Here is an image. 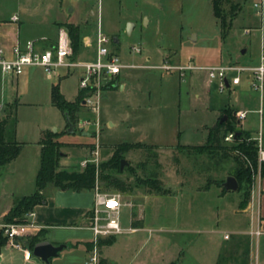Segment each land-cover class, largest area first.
Instances as JSON below:
<instances>
[{
  "label": "rangeland",
  "instance_id": "1",
  "mask_svg": "<svg viewBox=\"0 0 264 264\" xmlns=\"http://www.w3.org/2000/svg\"><path fill=\"white\" fill-rule=\"evenodd\" d=\"M65 1L74 7L85 6L95 13L89 21L90 31L97 32L100 23L101 33L110 42L118 38L121 63L132 66V69L121 73L124 90L116 88L109 91L100 100L98 112L94 113L88 106L84 107V111L91 113L80 115L79 122L97 121L98 135L96 126L82 128L79 127L80 123L77 124L74 133L77 137L71 140L83 143L92 138L89 140L91 143L78 145L81 148L79 150L83 151H77L74 145L63 148L62 153L69 154L64 164L69 170L81 171L84 169L82 163L85 161L94 164L97 159L96 166L106 162L115 145L137 142L149 145V147L130 149L122 159L126 165L120 170L122 174L119 178L128 184L129 188L126 192L105 191L104 183L100 178L97 181L100 192L119 195L121 203L126 205V208L121 209L122 227L128 224L129 209H131L143 218L139 227L146 221L152 229L156 230L153 232L154 235L164 237V245H168L170 251L168 255L161 256L162 260L158 264H215L216 260L218 264H242L243 262L250 264V235H244V237L242 234L229 232L243 230L251 212L245 214L241 212L243 209L239 205L243 199L242 194L223 193L222 188L216 184L222 180L225 182L228 171L233 166L231 160H220L206 151L179 149L177 146H151L161 142L169 146L177 145L178 142L196 145L202 139L197 125L202 115L200 110L204 105L203 102L194 97L191 107L189 106L192 110L189 111L185 99L181 97L180 113H178L175 96L177 74L165 75L161 72L159 67L162 65V60L159 57L150 55L152 57L150 61H146L145 58L148 55L147 51L149 53L159 51L160 54L168 48L178 47L179 49L177 31L181 28L184 36L189 31L195 30L200 37L191 47L186 45L180 47L181 54L184 56L183 60L189 53H195L204 61L212 59L220 42L215 38V19L209 7V0H184L182 13L178 11L176 0H162V4L161 0H149L148 4L143 0H101L99 4L96 3L97 0ZM260 1L230 0L229 3H222L221 9L226 20L235 12V5L240 3L239 14L232 22L233 33L230 34L225 46L229 51L236 49L243 42L249 49L248 57L259 54L260 33H255L250 38L242 37V40L238 35H242L241 27L250 25L249 23L253 27L264 30V0H262L261 17L255 16L256 8H253V5ZM23 2L24 0H0V29L2 21L16 13L17 6ZM156 5L159 10L156 9ZM143 10L149 18H152L148 26L144 25V19L141 22L139 18V12ZM38 19V17H31L28 22L35 26ZM133 22L136 23L135 29L127 33V25ZM13 29L15 31V28ZM9 36L14 38V33L9 32ZM142 44L146 47L141 49L140 54L135 53L134 47ZM2 49L5 50L7 47ZM78 72L74 71L72 75L64 78L61 84V89L70 101L75 100L78 90ZM125 74L127 76L124 77ZM58 80L55 76L46 75L41 68L37 67L31 74L26 72L18 78L7 79L4 82L5 100L16 101L19 140L35 141L41 130L61 134L64 121L49 101L50 87ZM217 86L215 81L210 85L211 106H215L217 100L227 97V91L220 92ZM3 117L4 114H1L0 120ZM109 123L113 126L110 127ZM257 124L255 122L256 126ZM81 128L83 132H90L88 134L91 138L81 136ZM178 130L181 132L180 140L177 138ZM5 167H0L2 193L13 188V181L8 176L10 172H6ZM16 173L27 175L29 172ZM29 177L25 176L23 187L18 184L21 187L17 189L28 187ZM148 180L151 184L146 183ZM6 197L8 196L0 197V214L13 201L12 198ZM185 206L188 210H184ZM4 216L0 217V228L7 225L3 224ZM181 221H187V224L182 225ZM222 230L228 232L229 239L223 241L224 245L220 248L218 259L217 246L221 241L220 231ZM147 233L150 232L147 231ZM147 233H144L145 237ZM186 233L190 236L196 235V238L188 241ZM124 238L127 239L129 236L122 235L118 240ZM99 241L111 243L112 240ZM99 241L96 243L98 259L101 249ZM136 245L134 242L128 251L121 254L117 246L104 249L102 257L113 264H123L133 254L139 255L142 252L143 247ZM99 264L102 262L100 261ZM251 264H264V236L257 241L254 239Z\"/></svg>",
  "mask_w": 264,
  "mask_h": 264
},
{
  "label": "crops",
  "instance_id": "2",
  "mask_svg": "<svg viewBox=\"0 0 264 264\" xmlns=\"http://www.w3.org/2000/svg\"><path fill=\"white\" fill-rule=\"evenodd\" d=\"M76 1L87 2L88 0H76ZM100 1L101 0H97L96 3L99 4ZM143 1L147 4L150 3L149 0H143ZM176 2L177 3L175 4L179 9L178 10L179 13H182L184 0H176ZM161 4H162V0H161ZM235 6H236L235 8L236 13L233 20L239 14L240 3L238 2ZM155 7L157 10H159L157 5ZM209 7L211 8L212 15L215 19V23H214L216 27L215 38L218 39L220 42L219 48L213 54L212 59L204 61L203 59L198 57L195 53H189L186 59L183 60L184 56L183 54H181L180 47L182 45L191 47L192 44L198 42L200 37L199 34L195 32V30L189 31L184 36L183 30L179 28L177 31L179 45H180L179 49L178 47L168 48L165 49L164 53H160V54L159 51L153 53L152 52L149 53L147 51L148 55L146 56L145 60L150 61L152 57H159V59L162 60V65L166 64L168 66H173V67L218 66V65H226V64L248 65V66L256 65L259 61V56L261 52L262 51L264 52V30L253 27V25L249 23L250 25H245L241 27L242 35L241 34L238 35L239 38L241 39L242 37L250 38L255 33L257 34L260 33L259 34L260 51L258 55H254V56L250 55L248 57L247 54L249 49H247V47L243 44V42L241 45L237 46L236 49L229 51L227 47L225 48V46L228 38L230 37V34L233 33L232 24L226 36L222 37L220 22L214 16V12L212 8V0H209ZM16 9H17L16 13L11 15L8 19L2 21L1 24L2 28L0 29V48L7 47V49H5L6 52H8L15 44L24 46L28 41H38V40H41L40 41L41 49L49 48L53 46L54 43L56 42L59 29L66 28L65 27L66 24H72L74 26H77L80 31L79 51L76 57L73 59L79 62H90L95 60L97 53L96 35L98 31L101 32V30L99 23L97 32L94 33L90 31L89 21L91 16L95 15V13L91 9H88L85 6H76V7L71 6L65 0H24V2L22 4H19ZM146 14L147 13L145 10L140 11L139 18L141 22L144 19L145 21L144 25L148 26L152 22V18H149V16ZM255 16L261 17L258 16L257 13H255ZM31 17L39 18L35 26H33L30 22H28V20ZM13 18H16V20H14ZM127 26H128L127 33H131L135 29L136 23L134 22L132 24L129 23ZM13 28H15V31ZM9 32L14 33V38L9 36ZM256 37H258V35ZM119 46H120V41L118 38H114L109 44V48L111 52L120 58L121 51ZM141 46H138L140 48V52L137 54H140L141 49L146 47L145 44H142ZM183 61L185 63H182ZM36 68L37 67L25 68L23 74L26 72L27 74H31V72L34 71ZM129 69L132 68L129 67L125 68L121 71V73ZM159 69L161 70V72H164L165 75L166 74L172 75L176 73L178 76L177 87L175 92L176 102H177L176 106L178 109V113H180L179 107L181 103V97L185 99V104L187 105L189 111L192 110L191 108H189V106L191 107L194 97H197L200 101L203 102L204 105L200 110V112H202L201 115L202 117L200 116V122L197 125L198 131L201 133L202 139L196 145H190L188 143L181 144L180 142H178L177 145L169 146V144L165 142H161L151 146H156V147L204 146V144L206 145L208 143L210 130L214 129L215 128L214 126H217V123L221 124L220 120L223 117H226L227 120L226 115L221 116L222 113L226 110H230L235 116V119L239 124V128L242 131L248 133L249 136L255 140L260 136L261 145L262 148L264 149V83H263L262 92L252 90L249 84L250 83L249 80L246 78V76L243 75L240 77V83L238 85L236 86L228 85L224 89L225 91H227L226 92L227 97L225 99L219 101L217 100L215 106H211L209 99L211 93L210 85L213 83V81L208 80L207 74L204 71L193 69V70H185L181 72L178 70H163L161 68ZM74 71H79L78 75L80 80L81 71L79 69L66 70L61 68L57 70L55 75H53L57 77L59 80L56 84H52L50 87L49 101L52 107L54 106L51 103L50 92L53 85L59 86V90L61 94L67 101L69 102L74 101V100L70 101L66 97L64 91L61 89V84L63 83V79L72 75ZM121 73L114 78L113 84L109 88L104 90L102 97H105L109 91H112L113 89L116 88H119V90H124L125 86L121 82ZM125 76H127V74H125L124 77ZM18 77L3 76L0 72V84H1L0 103L3 104L2 114H4L5 116L8 113L6 112L8 108H10L15 104V118H16L15 141L21 144L22 146L18 156L12 162L7 164L5 167L6 172H10L8 176L11 178V181H13L12 182L13 188L7 190L5 193H2V191H0V197L8 196L9 198H12L13 201H11L10 205L0 214V217H3L4 215L7 214V212L12 207L13 202L16 198L29 196L35 192L36 190L35 177L39 169L40 156H41L40 141L45 132H50V131L41 130L38 133V138L35 141L19 140L17 107L15 103L16 101L10 102L8 100H5V94H4L5 92L3 93L4 82H6L7 79L12 80ZM182 85L184 86L183 89H182ZM5 90L6 87L4 91ZM79 91L80 89L78 83V90L75 96H77ZM54 108L57 109L56 107ZM57 111L60 113L58 109ZM241 112L246 113L245 118L238 120L237 113H241ZM89 113L91 112L84 111L83 108L79 113V118L80 115L82 114L87 115ZM61 117L64 121V127L61 134L58 133L59 137L57 140L60 143L67 144L69 146L74 145V148H76L77 151H83V150H79L81 148L78 147V145L83 146L91 143L89 140H91L92 138L89 137L88 134L90 132L86 133L80 131L82 133L81 136L83 137L86 136L88 138H91L88 140V142L82 143L76 140L72 141L71 138H76L77 136L76 134H73L70 130H68L67 132L66 121L62 116V114ZM93 122H97V121H93ZM255 122L258 123L257 126L255 125ZM78 124L80 127L81 122L78 121ZM109 126L112 127L113 124L109 123ZM97 135H98V131H97ZM177 138L178 140H180L181 138V132L179 130L177 131ZM129 144L145 145L141 142L129 143ZM66 148H70V147H66ZM68 157L69 154L67 153H65L61 157L59 164L62 168L68 169L67 165L64 164L65 163L64 160L67 159ZM73 170L80 171L76 169ZM16 172H29L28 173L29 175L28 174L19 175ZM25 176H30L28 181V187L17 189L20 188L21 186L23 187ZM18 184L21 186H18ZM229 192L234 193L232 191H226V193ZM42 193L46 198V203L40 206H36L33 209L32 213L34 214V216L32 218V222L36 226H38V228L35 230H31L29 236H34L39 234L40 242L47 241L53 246H59V245L64 246L63 250L58 253L57 257L51 258L47 264H86L91 254V251L93 250L94 247H97V245H95L94 243V237L91 231L88 230L87 228L89 225L90 211L93 205V197H94L93 191L79 192V193L67 192V191L58 190L52 186H48L43 190ZM184 204H186L185 201ZM125 206L123 205L121 209L126 208ZM184 210H188L186 206ZM241 212L244 214L251 212L250 217L249 215H246L249 217L248 223L246 222L243 230H233L230 231L229 233L242 234V236L250 235V264H251L252 245L254 239H256L257 241L262 236H264V179L260 178L259 175L254 177V181L251 188V194H250V202H248L247 206L243 210H241ZM142 219L143 218L139 214H137V212L135 214V210L129 209V221L128 224L124 226V228L125 229L131 228L135 230L134 232H126L124 234L117 236L99 238L97 242L99 240H107V239L112 240L111 243L106 242L101 244V249L99 251V262L101 261L102 264H113L107 258L102 257V251L104 249H111L117 246V249L120 251L121 254L124 251L125 252L128 251L131 244H133L134 242L135 244H137L136 246L143 247L142 252L139 253V255L137 253L133 254L131 258H129L125 262L123 261L124 262L123 264H158L160 260H162V257L164 255L165 256L168 255L170 249H168V245H164V240H163L164 237L154 235L153 232H155L156 230L152 229L149 226V223H147L146 221L143 223L142 226L140 227L138 226L139 224L140 225L142 224L143 221ZM181 224L186 225L187 221L185 222L181 221ZM147 231L150 233H147ZM256 232H259V235H257ZM144 233H147L146 237ZM220 233L222 237H221V241L218 243L217 246L218 249L217 258L220 252V248H222V246L224 245L223 241L229 239V237L227 239L224 238L225 235L228 236L227 231L222 230L220 231ZM122 235L129 236V238L118 240V238L121 237ZM195 238L196 235L190 236V234L186 233V239L188 241H191L192 239ZM22 239L24 238H21L20 240ZM89 244L92 245V247H90ZM32 250L23 247L22 245L20 249H17L11 246L10 244H8L7 242L6 245L0 251V264H17V262L18 264H46L42 262L39 258H36L32 254ZM27 252L29 253L28 254L29 256L27 255ZM62 252H64V254H61Z\"/></svg>",
  "mask_w": 264,
  "mask_h": 264
},
{
  "label": "trees",
  "instance_id": "3",
  "mask_svg": "<svg viewBox=\"0 0 264 264\" xmlns=\"http://www.w3.org/2000/svg\"><path fill=\"white\" fill-rule=\"evenodd\" d=\"M229 3L230 0H212V8L215 18L220 22L222 37H225L233 18L234 12L228 20L221 9L222 3ZM70 39L73 58L76 57L80 46V31L77 26L66 24ZM86 91H79L73 102L67 101L59 90L58 85H53L50 92L51 103L56 107L66 121L67 132L71 128L72 133L76 131V125L79 121V113L85 107L83 102L87 97ZM6 111V110H5ZM8 112L0 120V167H4L12 162L20 153L21 144L15 141V104L8 108ZM226 115L227 120L221 124L217 123L214 129L210 130L208 143L197 147H180L179 149H190L197 152L211 153L212 157H218L220 160L230 159L233 166L230 167L227 176L233 177L238 188L237 193L242 194L243 199L239 207L244 209L250 198L251 188L254 177L257 175L264 179V161L258 163L257 141L252 139L248 133L239 128L235 116L230 110H226L221 116ZM65 132V133H67ZM228 133L234 134V139L227 144L223 141ZM58 133L45 132L40 141L41 156L38 172L35 177L36 190L32 195L16 198L12 207L4 216L3 224L21 223L25 220V215L32 212L36 206L46 203L43 190L52 186L61 191L67 192H92L98 179L104 183L105 191L126 192L128 184L119 178L120 161L125 154L132 148L149 147L141 144L122 143L114 146L110 158L98 166L93 163H87L83 170L75 171L62 168L60 159L64 155L62 149L69 147L67 144L60 143L57 139ZM128 169H130L128 167ZM224 181L216 182L217 186L222 188ZM151 184L149 180L146 182ZM222 192L226 191L222 188ZM23 247L30 250L40 242L39 234L27 236L18 240ZM7 239L3 234V228H0V251L6 245ZM102 242L99 241V245ZM90 247L92 245L89 244ZM248 251V249H246ZM219 259V258H218ZM218 264V260L216 262ZM242 264H246L243 262Z\"/></svg>",
  "mask_w": 264,
  "mask_h": 264
},
{
  "label": "built area",
  "instance_id": "4",
  "mask_svg": "<svg viewBox=\"0 0 264 264\" xmlns=\"http://www.w3.org/2000/svg\"><path fill=\"white\" fill-rule=\"evenodd\" d=\"M258 16H262L263 6L262 0L254 4ZM16 20V18H13ZM40 41H30L24 46L15 44L8 52L0 48V72L3 76L18 77L23 74L24 69L28 67H39L46 75L53 76L58 69H79L81 77L79 80V89L88 93L84 100V106H88L92 112H98L99 102L102 99L104 90L113 84V80L125 68H132L121 63L120 58L113 54L109 48L110 40L98 31L96 35L97 53L94 61L79 62L73 59L71 39L67 28H61L58 31L56 42L53 46L41 49ZM135 53L140 52L139 47H134ZM163 70H202L207 74L209 81L218 83L219 91H223L228 85L236 86L240 83V77L246 76L252 90L262 92L264 83V52L259 56L256 65H236L226 64L218 66H186L173 67L166 64L160 66ZM3 110V104L0 103V117ZM246 113H237L238 120L244 119ZM92 125L90 121L81 122V127L86 128ZM96 131H98V123L94 122ZM234 139L233 133L224 136L225 143H231ZM258 147V163L264 161V149L261 145L260 136L256 139ZM97 157V153H95ZM87 162H83L85 167ZM97 165V159L94 161ZM93 205L90 211L88 230L94 237V243L99 238L117 236L126 232H134L135 230L125 229L121 225V203L119 195H109L100 192L98 184L93 190ZM34 214L28 213L24 222L11 223L3 225V234L8 244L14 248L20 249L21 245L18 240L26 238L30 235L31 230L38 228L33 222ZM259 235V232H256ZM225 239L228 236H224ZM29 253L27 252V255ZM29 256V255H28ZM86 264H99L96 247L93 248Z\"/></svg>",
  "mask_w": 264,
  "mask_h": 264
},
{
  "label": "water",
  "instance_id": "5",
  "mask_svg": "<svg viewBox=\"0 0 264 264\" xmlns=\"http://www.w3.org/2000/svg\"><path fill=\"white\" fill-rule=\"evenodd\" d=\"M225 120H226V117H223L220 120V123L224 122ZM69 130L72 131L71 128ZM80 131L82 132L83 130L80 129ZM125 165H126V162L124 160H121L120 170H122ZM222 187L225 191L235 192L238 188V184L233 177L229 176L226 178L225 182L222 184ZM63 248H64L63 245L53 246L47 241H41L33 247L32 254L36 258H39L42 262L47 264L51 258L57 257L58 253L61 252Z\"/></svg>",
  "mask_w": 264,
  "mask_h": 264
}]
</instances>
